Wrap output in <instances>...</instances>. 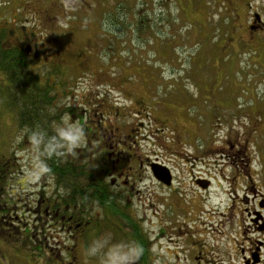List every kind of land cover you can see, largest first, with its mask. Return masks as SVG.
Returning <instances> with one entry per match:
<instances>
[{"label":"rangeland","instance_id":"1","mask_svg":"<svg viewBox=\"0 0 264 264\" xmlns=\"http://www.w3.org/2000/svg\"><path fill=\"white\" fill-rule=\"evenodd\" d=\"M224 1L0 0V29L11 33L9 46L23 50L36 45L32 55L38 58H29L35 76L54 72L44 65L51 38H71L81 53L85 66L61 67L69 82L58 95L61 114L76 109L87 113L103 105L111 122L118 121L124 131L142 123L133 148L124 147L120 159L126 170L134 166L138 173L129 183L133 193L125 213L141 223L145 238L158 236L152 251L155 264H177L175 255L182 261L181 243L184 248L188 239L228 254L242 220L235 216L240 214L237 206L229 209L236 189L225 179L231 172L229 142L245 146L255 175L264 164V45L225 46L232 22ZM234 2L238 7L255 4L264 21V0ZM242 13L243 23L235 21L232 33L246 38L244 26L252 16ZM6 88L10 86L0 71V91ZM62 115L55 127L71 132L67 134L79 168L101 175L107 156L101 157L96 140L83 135L75 119L71 123L70 113ZM40 149L19 126L15 110L0 103V155L10 166L7 210L12 211L3 222H19L0 231V264H39L41 255L48 256L44 264L68 258L69 233L44 221L36 205L41 199L56 202L73 186L81 190L89 181L80 176L82 181L66 189L48 173ZM129 154L165 166L175 176L173 188L167 187L171 182L160 187L152 168L137 160L139 167L126 162ZM192 177L205 178L196 181L200 189Z\"/></svg>","mask_w":264,"mask_h":264},{"label":"flooded vegetation","instance_id":"2","mask_svg":"<svg viewBox=\"0 0 264 264\" xmlns=\"http://www.w3.org/2000/svg\"><path fill=\"white\" fill-rule=\"evenodd\" d=\"M235 3L234 0H225L222 3L225 6L224 11L227 13V18L232 22L230 26L231 38L226 41L225 46L247 49L252 44L251 47L254 45L263 47L261 45H264V21L261 11L256 8L255 4L246 3L245 7H238ZM242 9L252 16L244 26L246 38L242 33H232L233 29H236L235 21H242L243 23ZM48 13L47 11L43 16L48 18L50 16ZM70 39L61 42L51 38L45 48L47 50H45L46 62L44 65H48L54 70L61 69L65 64L85 66L81 60V53L74 48V43ZM28 40L29 42L32 41L31 39ZM35 46L34 44L33 48L27 47L26 56L28 58H38L37 53L34 52L32 55ZM44 75H41V80L46 82L48 79L44 78ZM48 82L57 83L53 76L49 78ZM86 112L81 113L76 109L73 114L67 116L71 119V123L73 122L72 119H75L78 130L82 131L83 135H88L96 140V150L102 151L101 157L105 155L107 160H105V165L99 168L102 171L101 175L84 177L89 181L84 186L85 188L80 190L79 187H75L74 190L67 192V197H62L56 202L49 200L45 202L44 199H41L36 205L44 221H52L50 225L53 224L55 227L62 226L70 235L68 258L64 260L58 258L50 263L155 264L157 256L156 254L152 256V251L157 244L155 241L158 240V236L152 239L147 236L145 238L141 223L127 215L131 204L130 196L133 193V186L129 183L137 178L138 173L134 166H130L126 170L127 163H121L120 159L121 155L124 156V147L133 148L135 135H140L139 130H143L142 123H138L139 127L137 128H129L124 131L119 126L118 121L111 122V116L105 113L103 105L99 106L98 109H94L92 106V109L86 110ZM63 119L64 115L61 117V120ZM59 125L61 124L59 123ZM56 130L65 131L71 135L70 131L61 127L43 128V131L51 133L56 132ZM229 147L232 153L229 152L231 158L227 161L231 172L225 179L228 180L232 188H236L232 191L235 197L231 199L229 209L233 210L237 206L240 214L235 216L237 219H242L233 231V235H235L233 245H230L231 249H227L228 254H223L221 247L212 251L208 250L209 248L206 247L204 241L188 239L185 241L187 244L184 248L183 243H181L182 261L180 255H175L177 264H226L225 261H228V264H264V164L261 166L259 174L255 175L245 146L238 141L235 144L230 141ZM113 157L114 160H112ZM131 158L132 154H129L126 162L134 161L137 163V160L140 165L143 164L142 166L148 168H151L153 163H157L147 159L141 161ZM110 160H112L111 166ZM71 161L76 162L78 159H71ZM139 164L137 163L138 167ZM126 173L128 174L126 175ZM171 176L172 180L169 186L163 183L169 189L173 188L172 181L175 177ZM153 179L158 181L156 182L160 187L165 188L157 178L153 177ZM92 180L96 186L103 187L104 192L102 194L87 191L91 187ZM95 180L103 181L104 184L95 183ZM191 180H193V185L200 189L201 187L196 181L205 180V178L192 177ZM100 199L104 201H100ZM67 200L68 202H66ZM161 234L163 235V232ZM99 241L100 245H95ZM89 247L97 248L87 252L86 249ZM211 247L213 245H210ZM215 251L220 256L214 254ZM39 258V264H44L43 262L47 261L48 256L41 255ZM82 258L85 261H82Z\"/></svg>","mask_w":264,"mask_h":264},{"label":"trees","instance_id":"3","mask_svg":"<svg viewBox=\"0 0 264 264\" xmlns=\"http://www.w3.org/2000/svg\"><path fill=\"white\" fill-rule=\"evenodd\" d=\"M110 24L115 26L114 20ZM10 34L6 29H0V71L10 86V88L0 91V103L15 110L18 124L21 129L26 131L29 140L40 144V152L44 155L43 164L57 183L63 184L67 189L75 181H82L79 179L80 176L83 178L97 176L98 174L94 170L82 171L77 161H71L75 158L71 150V138L65 131L57 130L54 133L43 131L45 127L54 128L55 122L61 120L63 112L70 114L75 112L62 110L61 114L57 109L59 100L57 95L64 91L69 83L68 79H65L66 71L57 69L53 74L43 76L49 80L53 75L56 78V84H51L48 80L44 82L40 75L35 76L31 73V64L34 63L26 56L28 46L23 50L14 46L10 47L7 43ZM9 174L8 160L0 155V231H6L5 228L9 225L15 227L19 225V222L14 221L7 222L6 225V222H3L5 217H11L12 214V211L7 210V204L10 205L7 201V196L10 194L8 192ZM92 182L87 191L102 194L103 187L93 185ZM99 183L104 184L103 181ZM74 189L73 186L72 190ZM100 201L104 200L100 199Z\"/></svg>","mask_w":264,"mask_h":264},{"label":"water","instance_id":"4","mask_svg":"<svg viewBox=\"0 0 264 264\" xmlns=\"http://www.w3.org/2000/svg\"><path fill=\"white\" fill-rule=\"evenodd\" d=\"M153 175L162 183L167 185L171 182V173L169 170L160 164H153L151 165ZM202 186V185H201ZM203 189L207 188V184L202 186Z\"/></svg>","mask_w":264,"mask_h":264}]
</instances>
